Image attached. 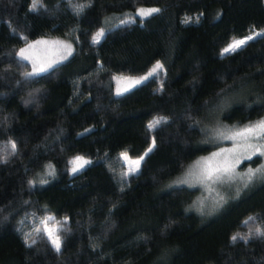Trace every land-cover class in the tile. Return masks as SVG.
I'll use <instances>...</instances> for the list:
<instances>
[{
	"label": "trees",
	"instance_id": "trees-1",
	"mask_svg": "<svg viewBox=\"0 0 264 264\" xmlns=\"http://www.w3.org/2000/svg\"><path fill=\"white\" fill-rule=\"evenodd\" d=\"M32 6L0 0V264H264L255 234L264 231V176L223 192L212 210L195 208L198 189L172 186L220 147L210 141L221 133L264 121V0ZM142 8L159 11L134 18ZM46 38L70 41L74 52L29 77L18 51ZM157 63L144 83L114 95V77ZM123 155L140 160L137 173L126 176ZM78 156L89 163L71 175ZM49 217L57 257L34 231Z\"/></svg>",
	"mask_w": 264,
	"mask_h": 264
},
{
	"label": "rangeland",
	"instance_id": "rangeland-1",
	"mask_svg": "<svg viewBox=\"0 0 264 264\" xmlns=\"http://www.w3.org/2000/svg\"><path fill=\"white\" fill-rule=\"evenodd\" d=\"M142 9L150 10V9H155V8H142ZM137 12L135 13L134 18H138V19H145V18L157 13V12H154V13L147 15V16H141V15H137ZM256 35H257V33H254L252 36H249V37L252 38V37H255ZM100 39H101V37H100ZM240 40H244L245 43L243 45H241L240 47H238L236 50L243 47L251 39H248V37H247L244 39L235 40L234 42L240 41ZM233 43H231L230 45H232ZM29 45H32V47H29ZM66 46H70V49H69V47H66ZM21 49H25V55L28 57V59H22L20 57L19 53H20ZM20 50L18 51V57L30 65L29 73H31L37 67H47V71H49V70L55 68L56 66L67 61L74 52V44L70 41H67V40L55 39V38L47 39L46 38V39H41V40L38 39V40H35L32 42H29V43L25 44L22 48H20ZM236 50H234V51H236ZM234 51L223 52V54L231 53ZM48 65H51V67H48ZM47 71L39 73V74L34 75V76H29V77H36V76H39V75L46 73ZM151 71L152 70H150L149 72H151ZM148 73L141 75V76H138V77H125V76L114 77L112 79L114 95L115 96L124 95L125 93H127V92L131 91L132 89L136 88L137 86L141 85L150 77L148 75ZM143 77H147V79H142ZM136 80H140L141 82L139 84H135L134 81H136ZM124 89H128V90L124 91ZM118 90L122 94L117 95ZM250 126H252V125H250ZM243 128H245V127H243ZM243 128H239L237 130H231L229 132H226L227 133L226 135H231L232 133L237 132ZM210 142L214 145H220V147L217 148L216 150H214L213 152L209 153L208 155L196 160L194 163H192L190 166H188V168H186V170L183 172V174L179 178H177V180H175L174 183H172V186L186 187V188H191V189L194 188V189H198L201 192V197L195 206V208L197 207L198 210H202L203 204H204V208H206V206H207L208 210H212L214 208V206H217L218 202H220L222 200V198L224 197L223 192H225V191L230 192L231 190H234L235 188H236V190H238L241 187L240 185H242V186H244V184L248 185L254 178H260V177L264 176V172H260V173H257L256 175H254L251 180H249L248 175H247L249 172V169L255 170V169L264 168V155H259V154L252 155V158L257 157V156H259L261 158V163L256 168L249 167L246 169H241V164L244 161L252 159V158L246 159L245 157L250 155L253 150L245 149L244 147H238V148H236V151L234 153L221 152L222 149H233L234 146H236V145L245 144L246 142L242 138H237L235 140H232V139H226L224 135H220V137L218 139L212 140ZM247 143L261 145V144H264V141H263V138H260V139L253 138V139L247 141ZM152 147H153V144L151 145L150 149H152ZM213 153H220V155L217 157H213ZM225 156L228 157V159L230 160V162L234 166V171L231 174L221 175L219 179H214V180H202V179H197L196 177L189 175L190 171H192V170L198 171V169H196V165L198 162H202L204 160H210L212 165L215 166L217 163L223 161ZM122 157H123L122 163L125 167L126 176L129 174L137 173V171L139 170L140 164H139L138 169H136L135 164L132 163L134 160L128 159L125 155H123ZM237 160H239V163L236 162ZM83 161H86V160L83 159L82 161L77 162L75 165L72 162L71 168H70L71 175H74V174L80 172L82 169H84V167L87 164H85L84 167L81 168L79 171H77L75 173L72 172V168L74 166L78 167L80 163H83ZM132 169H135V170L132 171ZM236 190H235V192H236ZM47 220H45L47 222L46 224L43 223L44 221L38 223V225L34 227V231H37V229H40L39 231H42L45 234V236L50 240L51 244L53 245L52 240L57 237L56 234H57L58 227H57L56 223L53 224V223H51V221L49 219H47ZM39 225H40V227H39ZM49 229L52 230L51 231V237L49 235ZM53 248H54V256L57 257L58 251L56 250L54 245H53ZM35 259H36V263H39L37 256L35 257Z\"/></svg>",
	"mask_w": 264,
	"mask_h": 264
},
{
	"label": "snow or ice",
	"instance_id": "snow-or-ice-1",
	"mask_svg": "<svg viewBox=\"0 0 264 264\" xmlns=\"http://www.w3.org/2000/svg\"><path fill=\"white\" fill-rule=\"evenodd\" d=\"M39 0H33V6H32V10H34L36 8V5L38 4ZM159 9H150V10H144V9H140L137 12V15H141V16H147L150 15L154 12H158ZM187 22V21H185ZM103 36V32H99L96 34V36L93 37V41L94 42H99L100 37ZM248 39H251V37H248ZM245 43L244 40H240V41H236L234 42L232 45H230L228 48L224 49V52H230V51H234L236 50L238 47H240L241 45H243ZM29 47H32V45H29ZM69 47L70 46H66ZM20 57L22 59H28V57L25 55V49H21L20 53H19ZM48 67H51V65H48ZM162 65H160L159 63H157V65L152 69L151 72L148 73L149 76L153 75L157 70L161 69ZM47 71V67H37L34 69L33 72L28 73V76H34L37 75L39 73L45 72ZM142 79H147V77H143ZM141 81L140 80H136L134 81L135 84H139ZM128 89H124V91H127ZM122 94L119 90L117 92V95ZM160 121H156L155 123L158 124ZM154 125H150V127H153ZM221 135H224L226 139H232L235 140L237 138H242L246 143L243 145H236L234 146L233 149H222L221 152H229V153H234L236 151V148L238 147H244L245 149H250L253 150L251 152L250 155L246 156V159H251L252 155H264V144L261 145H256V144H252V143H247V141L255 138V139H260V138H264V121H260L257 124H254L252 126H248L245 127L237 132L232 133L231 135H225L224 133H221ZM16 145L15 143L12 144V149L15 150ZM149 151H151V149H149ZM220 153H213V157H217L219 156ZM141 160L143 159V157L140 158ZM83 158L82 157H76L75 160L73 161V164L75 165L77 162L82 161ZM237 163H239V160L236 161ZM89 163V161H83V163H80L79 166H74L72 168V172L75 173L77 171H79L81 168L84 167L85 164ZM132 163L135 164L136 169H138L139 164H140V160H136L133 161ZM51 168V166H49ZM196 169L197 170H192L190 171L189 175L190 176H194L197 179H202V180H214V179H219L221 175H229L234 171V166L233 164L230 162V160L228 159L227 156H225L224 160L217 163L215 166L212 165L210 160H204L202 162H198L196 165ZM135 169H132V171H134ZM260 172H264V168L261 169H249L248 172V179L251 180L252 177L254 175H256L257 173ZM51 174V173H49ZM49 220L52 219L51 217L48 218ZM249 219H253L251 217H249ZM43 223H47L46 221H44ZM247 223V221L245 222ZM40 229H37V231H39ZM51 229H49V235L51 237ZM255 234L258 236H262L264 237V231H262L260 228H257L255 230ZM233 240L237 239V236H233L232 237ZM53 245L55 246L56 250L59 251L60 247H61V242L59 237H56L55 239L52 240Z\"/></svg>",
	"mask_w": 264,
	"mask_h": 264
}]
</instances>
